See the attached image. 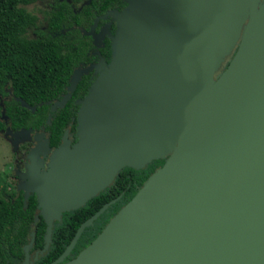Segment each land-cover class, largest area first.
Listing matches in <instances>:
<instances>
[{
	"label": "water",
	"instance_id": "obj_1",
	"mask_svg": "<svg viewBox=\"0 0 264 264\" xmlns=\"http://www.w3.org/2000/svg\"><path fill=\"white\" fill-rule=\"evenodd\" d=\"M125 2L102 16L116 22L110 61L76 68L66 93L50 105L51 112L62 108L94 69L88 93L76 101L77 142L70 145V122L41 171L36 159L49 139L33 135L32 163L17 189L24 205L35 195L33 225L41 216L46 228L42 248L30 253L32 225L21 264L48 251L64 212L84 206L122 168L156 159L163 164L61 264H264V0ZM94 25L87 33L98 42ZM1 131L15 146L31 130ZM118 198L84 220L48 264L62 262Z\"/></svg>",
	"mask_w": 264,
	"mask_h": 264
},
{
	"label": "trees",
	"instance_id": "obj_2",
	"mask_svg": "<svg viewBox=\"0 0 264 264\" xmlns=\"http://www.w3.org/2000/svg\"><path fill=\"white\" fill-rule=\"evenodd\" d=\"M34 1L0 0V94H5V87H8L14 96L22 98L31 106H36L32 112L21 106L15 98L3 100L7 122L1 118L0 105V129H4L8 123L13 129H38L45 126L46 131L50 133V143L56 145L72 116H75V96L85 91L89 82L84 76L64 107L51 112V102L65 93L71 71L79 59L78 54L83 56L85 51V47L82 52L80 48L77 51L65 49V35L60 31L62 23L70 25L79 14H84L90 22L96 14L112 7L121 8L126 2L90 0L89 4L83 5L79 13H74L65 0H57L56 8L52 9L46 18L49 27L40 29L38 17L26 8V5ZM31 29L36 31V36L29 35ZM83 39L86 40L84 37ZM105 53H109L108 41ZM105 53L103 52L104 55ZM226 64H223V67ZM49 114L52 116L51 123L46 124ZM163 162L164 159H156L141 169L122 168L114 182L89 199L84 206L64 212L61 221H55L48 251L39 256L33 264H48L56 259L84 220L104 203L122 194L92 225L84 228L67 259L74 257L98 235L107 221L130 200L145 179ZM36 206L34 194L29 196L27 204L24 205L22 191L9 190L7 185L0 186V264L22 263L25 256L24 246L30 241ZM33 227L34 240L31 250L43 246L46 224L41 216Z\"/></svg>",
	"mask_w": 264,
	"mask_h": 264
},
{
	"label": "flooded vegetation",
	"instance_id": "obj_3",
	"mask_svg": "<svg viewBox=\"0 0 264 264\" xmlns=\"http://www.w3.org/2000/svg\"><path fill=\"white\" fill-rule=\"evenodd\" d=\"M65 1L70 5V7H71V9H72V11L74 13H76V12L79 13L81 8L83 7V5L89 4V2H90V0H86L85 2H83L82 0H65ZM123 1L125 2V0H123ZM31 4L32 3L26 5V7L31 5ZM125 5H123V7H121V8L112 7V8L107 9L105 12H103L101 14H96L95 17L90 22L87 20V18H86V16H84V14H79V15H77L75 17V22L72 21V23L70 25L66 26L65 23H62L60 31L65 35V39H66V43H65V47L66 48L65 49L69 50V51H71V50L72 51H74V50L77 51L78 48H80L81 52H82V49L85 47V51L83 53V56H81V54H78L79 55V57H78L79 59L76 62V65L73 67V69L71 71V74L76 68H79V67L84 68V67L89 66L90 64H95V63L99 62V60L101 58L106 63H108L110 61V59H111V41H110L109 34H114L115 29H116V22H115V20H113L111 18L110 15H107L105 18H103L102 16L105 15L109 10H112V9L120 11V10H122L125 7ZM55 8H56V1H53L51 3V5H50L49 12L52 11V9H55ZM76 19H77V21H76ZM109 22H111V24L109 26H106ZM93 25H94L93 31L95 32V34L102 33L99 36L98 42L94 41L93 34H88L87 33L88 31L91 30ZM46 27L47 28L49 27L47 22H46L45 26H43V28H41V29H44ZM29 33H31V36H33V37L36 36V31L33 30V29L29 30ZM83 37L86 38V40H84ZM107 41L109 43V53L108 54L105 53L106 52ZM103 52L105 53V55L103 54ZM71 74H70V76H71ZM70 76H69V79H68V84L65 87L66 91H67V87L69 85ZM84 76L87 77V82L88 81L89 82L85 86V91L80 92L74 98V103L76 105V110H75V116H72V119L70 121V122H72V124L70 126L69 136H68L71 146L73 144H75L77 142V139H78V137H77V129H76L77 122H76L75 117H76L77 110L79 108V104H77L76 101L79 100V99H83L84 96L88 93L89 87H90L91 83L93 82V80L96 78L97 74H95L94 73V69H92V70H89L87 73L82 74L81 79ZM81 79L79 80V82L81 81ZM78 83H77V85H78ZM77 85H76V87H77ZM76 87L72 91L70 98L72 97ZM5 91H6L5 94H0V101L11 100L12 98H14V94H13V92H12V90L10 88L5 87ZM66 91H65V93H66ZM65 93L61 94V97ZM61 97L59 99H61ZM55 100H58V99H55ZM53 102H51V104ZM57 109H59V108H57ZM55 111H53V112H55ZM68 124H67V126H68ZM7 126H9L12 131H16V130L21 129V128L13 129L10 126L9 123L7 124ZM6 127H4V130H5ZM26 129H30L31 130L30 131V137L24 138L23 139L24 141H22L23 143H19L17 145L18 146V148L16 149L17 152L15 153V157L13 159L12 166H11V172H12L13 176L17 179V182H18V180L20 178V175L27 170V165L32 163V161L28 157V154L32 150V148H34L36 146V142L33 139L34 133L35 132H44V135L42 136V140L44 138H46V137L49 139V135H50V133L48 131H46L45 126H40L38 129H33L32 127H28ZM0 132L4 133V131H1V129H0ZM62 135H63V133H62ZM62 135H61V137H62ZM60 143H61V138H60L59 143L56 144V145H52L50 143V140H49V148H48L47 152H45V154H40L39 157L36 159V163L37 164L40 163L39 165L41 166V168H40L41 171H46L48 169V163L50 161L51 154L59 146ZM17 185H18V183L15 184L14 190H16L17 192L22 191V190H18L17 189ZM121 195L122 194L118 195L119 198L121 197ZM118 196H116V197H118ZM116 197H114V198H116ZM114 198H112V199H114ZM112 199H110V200H112ZM114 203H112V204H114ZM112 204H110V205H112ZM93 222H94V220H93ZM36 250L37 249L31 250V248H30L29 252L30 253H34V251H36ZM70 255H71V252L65 257V259L62 262H60L58 264H61V263L65 262V261L71 259L72 257H69V259H67V257L70 256Z\"/></svg>",
	"mask_w": 264,
	"mask_h": 264
},
{
	"label": "rangeland",
	"instance_id": "obj_4",
	"mask_svg": "<svg viewBox=\"0 0 264 264\" xmlns=\"http://www.w3.org/2000/svg\"><path fill=\"white\" fill-rule=\"evenodd\" d=\"M53 1L57 0H35L31 5L26 7L38 17V28L41 29L45 26L50 5ZM82 1L85 2L86 0ZM29 35L31 36V33H29ZM22 141L24 140H18L17 144L14 146L11 138L0 132V186L7 185L9 190L14 189L16 183L19 184L23 182L21 178H19L17 182V179L11 172L12 162L17 152L16 149L18 148L17 145L23 143Z\"/></svg>",
	"mask_w": 264,
	"mask_h": 264
}]
</instances>
